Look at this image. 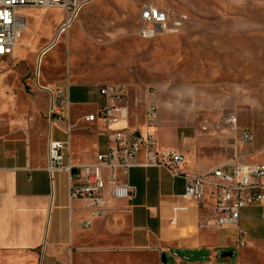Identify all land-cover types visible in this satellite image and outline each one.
Here are the masks:
<instances>
[{
	"label": "rangeland",
	"instance_id": "374dc122",
	"mask_svg": "<svg viewBox=\"0 0 264 264\" xmlns=\"http://www.w3.org/2000/svg\"><path fill=\"white\" fill-rule=\"evenodd\" d=\"M145 5L166 10L169 16L168 32L152 40L139 36ZM29 11L27 33L0 78V107L7 94L11 100L2 119L7 123L5 132L12 134L27 133L36 97L37 107L46 109L48 94L34 82L37 59L63 15L54 9ZM49 53L39 66L43 87L56 84L67 92L68 78L95 87L125 85L130 103L139 111L157 104L156 136L161 147L176 148L182 144L178 138L215 129L233 139L236 134L222 120L236 115L240 128L253 133L258 149L253 161H247L264 163V0H91ZM78 83L70 88L73 123L83 115L79 112L93 110L79 107V100L90 101L94 93L91 86ZM65 128L63 121L56 122L54 136L65 139ZM98 140L102 146L104 139ZM195 144L210 146L205 139ZM247 213L242 227L264 237L261 210ZM256 250L264 263V244ZM228 252L236 261L240 251L223 253Z\"/></svg>",
	"mask_w": 264,
	"mask_h": 264
},
{
	"label": "crops",
	"instance_id": "0c3cea01",
	"mask_svg": "<svg viewBox=\"0 0 264 264\" xmlns=\"http://www.w3.org/2000/svg\"><path fill=\"white\" fill-rule=\"evenodd\" d=\"M62 13V21L47 45L57 35L64 20ZM43 58L39 55L37 59L34 80L37 88L42 86V68L39 66ZM8 60L2 66L1 75ZM43 66H47L45 60ZM65 80L69 81L70 96L71 84L78 82H72L70 78ZM78 84L91 86L94 95L90 101H78L80 108L92 107L93 110L79 112L78 115H83L75 123L71 118L74 125L71 160L74 165L95 163L98 155L106 152L108 147L103 135V121L98 118L95 123L87 124L82 119L98 114L105 106L106 99L99 95L98 88L110 84L96 87ZM54 87L63 89L56 84L52 85ZM36 99L33 101L34 117L27 133L5 132L7 123L2 115L11 102L8 94L5 104L0 107V264H143L147 261L152 264H264L256 250L264 244V237L260 232L242 227L247 211L260 210L258 206L244 209L238 226L201 228L202 223L212 218L211 189H208L202 206L186 203L181 199L185 180L173 177L162 168H138L132 169L127 176L119 174V182L133 187L135 196L115 199L110 196L107 185L104 191L106 212L104 217L96 218L87 201L70 198L66 172L55 171L52 177L49 174L48 142L50 138L65 139L56 138L54 130L50 133L49 95L44 110L37 107ZM125 105L129 112L128 126L132 130H143L147 106L139 111L128 96ZM80 123L85 126L79 127ZM99 138L104 139L102 146ZM178 139L181 145L163 148L182 153L186 157L184 171L193 175L206 174L237 155L253 161L258 153L255 141L245 145L238 134L232 139L216 129L209 134L197 132ZM200 139L207 140L210 146L196 145ZM257 145L263 148L261 144ZM140 160L144 161L143 155ZM105 175L107 180L109 172ZM86 223H89L88 227ZM230 230L234 231L231 235L228 234ZM240 232L245 247L238 246ZM235 249L240 251L236 261L223 256V252Z\"/></svg>",
	"mask_w": 264,
	"mask_h": 264
},
{
	"label": "built area",
	"instance_id": "2783aa9c",
	"mask_svg": "<svg viewBox=\"0 0 264 264\" xmlns=\"http://www.w3.org/2000/svg\"><path fill=\"white\" fill-rule=\"evenodd\" d=\"M91 0H0V75L4 62L14 56L18 42L27 31V10L35 8L61 9L64 20L55 39L41 50L40 58L51 50L64 36L68 35L78 22L84 7ZM143 28L139 36L143 40H152L168 32L169 16L166 10L153 5H145L141 11ZM38 88L49 95L47 119L50 133L56 122L64 121L65 140L50 138L47 148L48 172L68 174L71 199L87 201L96 218L104 217L107 201L104 196L106 186L110 187V196L115 199H130L135 189L119 182V174L127 176L132 169L162 168L175 178L185 180V190L181 199L186 203L198 204L207 198L211 189L213 204L210 208L212 218L200 225L201 228L224 229L238 226L244 209L258 206L264 218V163L248 162L245 156L237 155L210 172L201 175L184 171L186 157L172 149L159 145L156 136L158 125V106L151 103L146 107L144 129L132 130L128 126L129 112L126 107L127 87L123 84H110L98 88L99 95L106 104L98 114L83 117V122L93 124L98 118L103 121V135L107 139V150L98 155L95 163L72 164L71 137L74 125L71 121V101L69 81L67 92L61 88ZM224 126L239 135L242 144L254 141V135L240 128L236 115L225 116ZM207 126L204 127L206 131ZM144 161H141V156ZM106 172H109L106 180ZM89 223H86V227ZM239 247H245L243 234L239 233Z\"/></svg>",
	"mask_w": 264,
	"mask_h": 264
},
{
	"label": "water",
	"instance_id": "95a60500",
	"mask_svg": "<svg viewBox=\"0 0 264 264\" xmlns=\"http://www.w3.org/2000/svg\"><path fill=\"white\" fill-rule=\"evenodd\" d=\"M223 256L224 257H232L233 256V253L232 252L224 253ZM163 262L166 263V257H165V255H163Z\"/></svg>",
	"mask_w": 264,
	"mask_h": 264
},
{
	"label": "bare ground",
	"instance_id": "6f19581e",
	"mask_svg": "<svg viewBox=\"0 0 264 264\" xmlns=\"http://www.w3.org/2000/svg\"><path fill=\"white\" fill-rule=\"evenodd\" d=\"M27 30H28V28H27ZM60 41H61V39H60ZM60 41H59V42H60ZM59 42H58V43H59ZM58 43H57V44H58ZM57 44H56L55 46H57ZM55 46H54L51 50H53V49L55 48ZM51 50L47 51L44 55H42L41 58L46 57L45 55L48 54Z\"/></svg>",
	"mask_w": 264,
	"mask_h": 264
}]
</instances>
